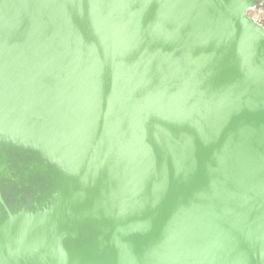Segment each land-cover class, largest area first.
Returning <instances> with one entry per match:
<instances>
[{"label":"water","instance_id":"water-1","mask_svg":"<svg viewBox=\"0 0 264 264\" xmlns=\"http://www.w3.org/2000/svg\"><path fill=\"white\" fill-rule=\"evenodd\" d=\"M255 0H0V264H264Z\"/></svg>","mask_w":264,"mask_h":264},{"label":"flooded vegetation","instance_id":"flooded-vegetation-1","mask_svg":"<svg viewBox=\"0 0 264 264\" xmlns=\"http://www.w3.org/2000/svg\"><path fill=\"white\" fill-rule=\"evenodd\" d=\"M249 17L264 26V0L254 1V6L249 10Z\"/></svg>","mask_w":264,"mask_h":264}]
</instances>
